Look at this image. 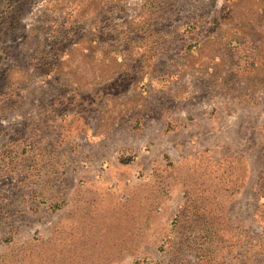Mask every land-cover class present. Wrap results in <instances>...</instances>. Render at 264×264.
<instances>
[{"label": "rangeland", "instance_id": "1", "mask_svg": "<svg viewBox=\"0 0 264 264\" xmlns=\"http://www.w3.org/2000/svg\"><path fill=\"white\" fill-rule=\"evenodd\" d=\"M0 264H264V0H0Z\"/></svg>", "mask_w": 264, "mask_h": 264}]
</instances>
